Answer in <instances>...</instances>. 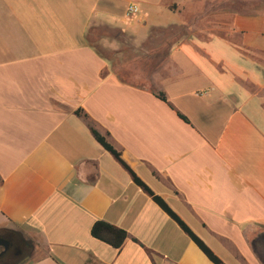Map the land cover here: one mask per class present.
I'll list each match as a JSON object with an SVG mask.
<instances>
[{"label": "crops", "instance_id": "obj_1", "mask_svg": "<svg viewBox=\"0 0 264 264\" xmlns=\"http://www.w3.org/2000/svg\"><path fill=\"white\" fill-rule=\"evenodd\" d=\"M224 5L0 0V230L31 243L23 264H213L89 123L224 264H264V5L232 4L228 35L196 31ZM95 26L131 48L115 37L104 56ZM97 220L126 231L119 249L91 235Z\"/></svg>", "mask_w": 264, "mask_h": 264}, {"label": "trees", "instance_id": "obj_2", "mask_svg": "<svg viewBox=\"0 0 264 264\" xmlns=\"http://www.w3.org/2000/svg\"><path fill=\"white\" fill-rule=\"evenodd\" d=\"M181 30V29H180ZM157 96L165 101V97L162 93L157 94ZM75 114L81 115V110H75ZM85 118L88 116L83 114ZM180 118L187 121V118L180 113H178ZM90 131L95 138V140L108 151L118 163L130 174L133 183L140 188V190L150 197L179 227L180 229L196 244V246L204 253V255L213 264H224L207 246L206 244L196 236L193 231L185 224V222L169 207V205L163 200L162 197L155 194L132 170L131 168L122 160L120 153L113 148V146L102 136L91 123H89ZM91 235L110 245L115 249H119L124 240L126 239L127 233L125 230L109 224L102 220H97L93 223L91 230Z\"/></svg>", "mask_w": 264, "mask_h": 264}, {"label": "rangeland", "instance_id": "obj_3", "mask_svg": "<svg viewBox=\"0 0 264 264\" xmlns=\"http://www.w3.org/2000/svg\"><path fill=\"white\" fill-rule=\"evenodd\" d=\"M224 2V4H228L227 6H223V9L227 10L228 12H222V13H217V14H213V13H206V14H201L199 17V19L197 20V25L199 27V29L197 28L196 31L198 30H203L204 32H207V33H210V34H215V32L217 33H223V35H226L227 34V29L229 27V24H230V16H231V12H229V10H231L232 8H243V4H246V5H250L252 4L253 6H256L254 8H258V7H262V5H264V1L262 0H222ZM232 4H235L236 7H232L231 5ZM111 16H114L113 19L115 18V16L117 18H115L116 20H109L111 21L112 23L114 22H119L120 21V17H122L121 13H119V11L117 10H113V12L110 14ZM178 14H174L173 17L177 18ZM140 17V14L138 13L136 15V19ZM180 17V15H179ZM201 17H206L207 20H209L211 23H214V21L217 20V22L219 21V24L223 26L222 29H208V30H205L202 28V18ZM195 30V29H194ZM201 30V31H202ZM185 31L187 30H183V29H175L174 31H168L166 33H163L159 30H156L154 32L151 33V37H156V38H159V37H164V35H172V33H175L176 36H183L185 35ZM209 34V35H210ZM120 35H123L124 34H118L116 30L106 26V27H103V26H95L93 27L89 33H88V36H87V39L89 41V43H92L94 44V46L96 47V49L102 53L104 56H107V55H111L115 52V50L112 49V46L109 44V43H112L113 41V38L115 37H118ZM228 35V34H227ZM120 39V41L123 43V50L124 51H127V49L131 48L129 42L127 39L123 38V37H118ZM153 45V44H152ZM152 46L150 45H147L146 48H151ZM128 52V51H127ZM142 68L140 69H143L145 68L144 66H142V64H140ZM138 69V70H140ZM121 73H120V78L123 80V81H126V82H130V83H140L141 80L138 79L137 75H135L134 71L137 72V69H133L132 67H121ZM130 70H134V71H130ZM140 75V73H139Z\"/></svg>", "mask_w": 264, "mask_h": 264}, {"label": "flooded vegetation", "instance_id": "obj_4", "mask_svg": "<svg viewBox=\"0 0 264 264\" xmlns=\"http://www.w3.org/2000/svg\"><path fill=\"white\" fill-rule=\"evenodd\" d=\"M32 250L31 243L18 233L0 230V264H23Z\"/></svg>", "mask_w": 264, "mask_h": 264}, {"label": "built area", "instance_id": "obj_5", "mask_svg": "<svg viewBox=\"0 0 264 264\" xmlns=\"http://www.w3.org/2000/svg\"><path fill=\"white\" fill-rule=\"evenodd\" d=\"M138 13H139L138 5L131 2V3H128L126 6L124 16L126 18H132L136 16Z\"/></svg>", "mask_w": 264, "mask_h": 264}]
</instances>
